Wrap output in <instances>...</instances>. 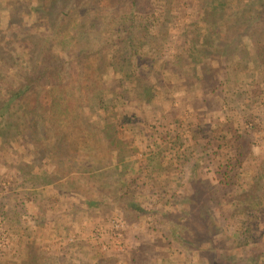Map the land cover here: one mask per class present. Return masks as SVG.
I'll return each instance as SVG.
<instances>
[{"label": "rangeland", "instance_id": "1", "mask_svg": "<svg viewBox=\"0 0 264 264\" xmlns=\"http://www.w3.org/2000/svg\"><path fill=\"white\" fill-rule=\"evenodd\" d=\"M28 2L0 0V76L8 85L29 71L28 56L9 57L33 24ZM182 2L184 14L174 10L184 22L181 37L126 80L127 98L118 78L98 79L103 99L111 97L107 89L121 96L117 111L97 109L92 94L76 88L72 119L52 115L43 91L13 107L19 122L23 113L39 115L56 158L30 154L31 130L6 137L0 120V264H264L263 50L242 38L224 55L208 36L193 56L176 58L190 47L184 40L201 3ZM40 31L32 25L35 37ZM145 84L150 100L141 94ZM71 140L91 159L114 153L112 166L95 160L85 170L86 157L62 165L61 152L74 156ZM57 165L61 177L42 183L38 175L54 178Z\"/></svg>", "mask_w": 264, "mask_h": 264}, {"label": "trees", "instance_id": "2", "mask_svg": "<svg viewBox=\"0 0 264 264\" xmlns=\"http://www.w3.org/2000/svg\"><path fill=\"white\" fill-rule=\"evenodd\" d=\"M199 1L201 3L193 8L196 16L192 21L194 34L184 40L190 47L179 49L176 58L193 56L194 46L203 45L208 36L211 37V48L224 55L230 45L240 43L242 38H254L263 50L257 57L264 55V0ZM27 7V13L33 16L32 25L41 31L35 37L32 25L28 27L20 50L17 54H9L17 62L28 56L29 71L15 85L1 82L3 77L0 76V120L7 129L6 137L20 136L31 130L30 144L33 149H30V154L38 155L41 150L53 159L56 155L52 154V150H46L48 136L43 132L39 115L31 113L32 118L29 120L23 113V120L19 122L12 119L13 107L27 96L43 91L47 96L46 109H50L52 115H61L63 118L69 115L72 119L70 112L76 109H71L69 105L70 95L73 94L72 89L76 88L81 93L92 94L88 99L97 109L107 114L112 109L117 111L119 97L127 98L124 84L131 81L126 80L135 78V74L145 66L152 67L151 61L164 52V46L170 41L177 42L176 37H181L183 27L179 29L177 26L184 24L180 14L174 13L177 10L184 14L183 2L180 3V0H29ZM225 29L233 31L231 38L225 37ZM225 39H229V43L220 48V43ZM13 48L10 47V50L15 52ZM71 67L74 68L75 77L71 74ZM107 72L123 85L121 96L112 89H107L110 90V99L101 96L104 91L98 89L97 81ZM63 78L66 82L61 86ZM141 91L145 100L153 96L152 88L147 84L142 86ZM60 106L64 109H59ZM70 144L74 156L68 157L69 152H61V164L73 165L79 158L86 157L90 159L88 164H79L90 171L97 159H91L94 155L89 151H80L72 140ZM84 144L88 146L87 141ZM96 148L99 150L100 147ZM110 155L108 158L101 157L97 162L101 166H112L110 157L114 153ZM58 170L57 165L54 178L47 172L38 176L42 178V183L55 182L57 176L61 177ZM175 236L181 241L179 233ZM211 264H218V261H212Z\"/></svg>", "mask_w": 264, "mask_h": 264}]
</instances>
